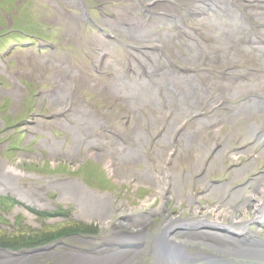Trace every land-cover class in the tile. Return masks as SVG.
Wrapping results in <instances>:
<instances>
[{
    "label": "bare ground",
    "instance_id": "bare-ground-1",
    "mask_svg": "<svg viewBox=\"0 0 264 264\" xmlns=\"http://www.w3.org/2000/svg\"><path fill=\"white\" fill-rule=\"evenodd\" d=\"M131 21L133 22V27L131 29L133 36L136 38H139V40L142 41H151L152 36L147 32L145 25H144V16H131ZM157 29V28H155ZM158 33H155L157 35ZM146 46V43H143L139 46V48H143ZM194 53V50H193ZM111 66H110V65ZM108 64V61L104 62V65L111 71L112 77L107 80L105 84H108L107 90H111L116 95L124 98L129 104L136 108H145V103H150L157 107V111L155 115L149 114V118L152 121L153 124H156L160 118L164 115V110L160 107L159 101L156 97L157 89L160 86H164L165 88L173 86V84L177 83H183L187 82L185 84L186 89L184 91L185 94L188 96H192L193 93L196 92H207L208 90V84H198L195 82V79L193 76H178L175 74H167L168 76H171V81L167 82L165 80V76L159 74L161 71H163V66L160 62L156 61L154 65L152 66V73L149 77H142L138 74H126L123 71V68L121 66L116 65L113 62H110ZM103 65V66H104ZM66 70L68 69H75L71 65H65L64 67ZM128 76L131 77V79H128ZM244 88H251L250 85H245L243 87L234 88V87H228V92H234L238 89H244ZM261 105V102L257 100H252L251 102H244L240 103L238 106L235 107L234 111L231 113V116L225 121V123H228L229 126L232 128H236L230 117H237L246 115L248 117H251L253 114L257 112ZM185 113V111L182 110L181 106L177 105V108L172 115L167 129L162 134L161 138L157 140L156 145L154 147V151L157 154H162L164 151L166 152L171 147V133H172V125L177 123L180 119V117ZM141 115L139 116V121H141ZM92 124L97 127L100 125L99 119L97 117H92ZM145 123H141V126H135L134 127V138L130 143H127L126 145L117 143L116 147L113 150L107 151V157H106V164L111 170V172L115 173L117 177L119 178H127V176L124 175V171L122 169H118L117 166L121 165L123 162H120V160L126 159L128 162L133 161H142L146 164V167L144 169H141L139 172L144 174L140 178H147L150 181H153L155 184L162 183L164 185V189L166 192H168L170 187H174L175 191L177 193V199L178 201L185 200L187 204H194V211H197L199 209V205L193 196L191 192H188L187 195H184L182 190V185L180 183L181 175L176 176V172H182V168L180 167L182 162H186L187 166L185 171L187 172V175L185 178H191L193 176L198 177L199 181H202L204 179L202 173H200V168L203 166V160L207 157L210 150L207 148V145L205 141L197 142V136L198 132L206 125H217V117L215 116H209L203 120L198 121L194 126L186 129L182 132L180 135V139L178 141V149L173 156V162L171 164L170 172L167 171L165 168L162 157L159 155L156 158V166L159 171L154 170L151 167V164L149 161L145 160L142 155V140L145 143H148V136L145 133L144 125ZM228 129V128H227ZM229 130V131H230ZM216 135H220L218 132H220L219 129H214ZM93 132H88V140L89 142L93 139L95 135L92 134ZM225 144L223 148H227L228 144L231 142V139L236 136L232 134L223 135ZM221 136V137H223ZM121 146V148H120ZM190 148L193 155H187L188 151L186 149ZM249 147L248 149H250ZM52 150H55L59 153L60 149L57 150L56 146L51 148ZM121 149L124 151L122 152ZM68 152L73 153L72 149H68ZM167 155L169 153H166ZM122 157V159H119ZM255 159L253 160L252 164L247 165L246 171L251 169L256 163L257 159H264V149L259 151L255 154ZM257 158V159H256ZM214 159L210 160L207 164V167L213 163ZM240 169V168H239ZM11 172H14L13 174L10 173L12 176L10 177V180H16V182L13 183V189L17 191V193L22 196L26 197L28 199L33 198L35 201H42L39 197H34V195H42L43 191L42 188L29 186L26 187L24 185H19L17 182H19L18 173L19 171L14 168ZM18 172V173H17ZM170 181V183H168ZM172 181L176 182L177 185H173ZM255 185L253 187V190L251 191H243L239 194H221L218 189L215 190H207L209 192V197L211 199H218L219 201L225 200L224 204H227L229 202H233L237 199V206L235 208H229L225 210L226 212H230L231 210L235 209H243L244 211L247 209L254 210V217L253 219H260L262 214H264V174L258 176L255 179ZM50 185L57 186L62 196L65 198L73 200L77 206H78V212L82 217L86 218H96L102 225H108L109 219L111 218L112 214L119 210L118 207L115 206L114 199L111 195H108L106 193H99V192H86L84 190L76 191L78 190V187L80 186L79 181H72V180H59V179H53L49 183ZM4 186H7L6 180L4 179ZM169 186V187H168ZM159 188V194L161 196V199H163V196L165 194L164 190L158 186ZM244 189V188H243ZM204 196V195H202ZM206 198V197H202ZM154 198H151L150 201H153ZM147 204V203H145ZM164 203L163 200H161L160 204L157 205L154 208V212H159L162 210ZM219 212H224L223 210H218ZM128 219L133 220L132 223L137 227L139 226H145L147 224L148 215H144L142 213L137 214H130L125 216ZM230 217L234 220L236 223L237 220L236 217L230 215ZM238 221H242L244 224L249 225L253 224L254 221H252L251 218H247L245 216L239 217ZM212 223L215 225H225L220 220H218L217 215L215 217H209L207 214L203 215L202 217H197L196 215L193 217H186V218H179V219H168L166 217L163 218V220L160 223V228L162 229V232L159 235H147L144 231L137 229H129L126 230L122 228L120 225H113V228H116L115 233L117 235H120L122 233H125L128 238L138 239L142 240V243L144 245L145 249H148V251L152 254H156L157 250L160 251L163 247H158L159 241L162 239H165V237H171L170 239H175V236H177L176 233V226L177 225H193L197 223ZM241 230H246V227H240ZM182 230V235H184L187 230L185 229H177ZM202 235V237H212L213 235H216L215 233L203 230L198 231ZM150 233H153L151 230ZM182 235L179 237L182 239ZM114 238H118L117 236H112V234L106 235V239L102 237V247L99 249H91L89 251H82V250H71L67 252L68 259L63 260L62 258H58L55 256H46V259L54 258L55 263L54 264H130L133 262L134 258L141 259L142 253L138 255V250H126V247H122V251L118 252L117 247L119 244H122L120 242H117ZM164 237V238H163ZM73 239H69V242L73 244H79L82 241V237H72ZM184 241L180 242L183 243ZM112 244V245H107ZM94 244V242L92 243ZM209 250L215 251L217 254H219L221 257H227L229 255H234L236 257H245L250 259H264V246L260 244L259 242L253 243V242H247L243 239H235L234 237L227 236L225 239V244L221 246V248L216 247H207ZM135 253L134 255H132ZM190 256H187V258H184V256L179 255L174 263L172 264H183L186 259H189ZM174 258L173 252L170 250H164L158 254V257L156 258L157 261H155L156 264H167L164 260L170 262ZM37 259L36 256H26L21 255L16 257L13 261L17 264H32L33 261ZM223 259H219V261H223ZM233 264V263H228Z\"/></svg>",
    "mask_w": 264,
    "mask_h": 264
},
{
    "label": "rangeland",
    "instance_id": "rangeland-1",
    "mask_svg": "<svg viewBox=\"0 0 264 264\" xmlns=\"http://www.w3.org/2000/svg\"><path fill=\"white\" fill-rule=\"evenodd\" d=\"M54 20H55V22L53 21V19H51V18L49 19V21L52 24H54L58 29L62 28V27H66L69 30L70 34H72V37L69 40L70 45H76V30L78 28V27H76V22L74 20H71L69 18V16H56V17H54ZM70 20L72 21L73 26L71 25V21ZM91 39H95V38L91 37ZM62 40H64V37H62ZM69 62H70V60H69ZM80 67L82 69H84V71H86L88 73L87 64L86 63H84V65H82ZM96 77L98 79H100L99 76L96 75ZM81 80H83V78ZM12 88H13V86L10 87V89H12ZM4 93H5V91L1 89L0 90V98H2L4 96ZM8 94H9V96L11 98H13V100H16L14 98V96L16 94L12 95V94H10V92H8ZM79 95L81 96V94H79ZM5 100L7 102H3L2 103L0 101V120L3 123H5V128H7V130L11 129L7 139L9 141L10 148H12L13 146L15 147L16 138H17V131H16L17 127L15 125H16V123L19 122V119L21 118V116H17L15 112H9V109L12 106V100H8V99H5ZM18 110L20 112V108H18ZM6 114H10V117L7 116ZM14 155H16V154H14ZM0 156L3 159H9L10 161H13L14 157H15V156H10L9 152H7L6 150H2V149L0 150ZM89 158H91V157H89ZM77 161H79V160H77ZM28 163H31V164L35 165L36 167H40L41 166V163H37L35 161H32V162L30 161ZM67 164L68 163H66L65 165L64 164L56 165V170H54V171L44 170V172H50V174H45L44 176L61 175V174H58L57 172L62 171V172L67 173L68 169H69V172H71V173L74 172L75 173V170L72 169V168H69V166H68V169H67ZM76 164L77 163L75 161V163L73 165L77 166ZM86 165H87L86 172H90L91 173L95 169H97V166H96L94 161L86 160ZM21 166H23V165H21ZM21 168H24V169H27V170L31 171V169L28 167L27 163H26L25 167H21ZM53 173H55V174H53ZM29 174H31V173H29ZM21 179L24 180V181H34L36 183H41L42 182L40 180H36V179H34L32 177H26V176L21 177ZM112 179L115 182V184L117 185V188H114V189H116V192H117L118 196H125L130 191L132 197H137V198L142 197L141 199L147 200L149 198L147 196L149 195L150 192H154L155 193V189L153 188V186L152 185L149 186V185H146V184L140 186V188L137 189V190L136 189H131V188L126 186V187L123 188V191H121V188H122V186H120L121 183L119 181L115 180L114 178H112ZM108 182L113 186V184L110 181H108ZM132 197H131V199H132ZM132 200H137V199H132ZM160 200H161L160 196L158 195V192H156L155 193L154 205L158 204L160 202ZM14 204L15 203L9 201L8 198L0 199V210L4 209L5 211H8V210L13 208ZM179 205H177V203L175 202V198H172L171 201H168V199H167V201L165 203V208L167 210L171 211V212H180V210L183 208V206H179ZM248 210H250V209H248ZM240 212H242V211H240ZM14 214L16 216H19V214H17L13 210L11 212V215H14ZM236 214H239V213H236ZM160 215L161 214L155 215V217L152 220V222L156 221L159 218ZM3 220H4L3 216L0 214V221H3ZM15 220H18V218H15ZM15 220H14V223L13 222H9V224H7V225L5 224V226L0 224V239L7 240V242L10 239H15V238H18L19 240H21V241L15 240L14 242H12V243H15L14 246L19 245V246H22V247H26L27 245L33 244L34 242L38 241L39 240L38 235L43 234V232L60 230V229L64 228V227H61V225L53 226V227H51V226H45V227L30 226L28 223H25L24 219L23 220H19L17 222ZM51 223H54V222H50L48 224H51ZM68 225H72V223H70ZM71 227H74V226H71ZM36 230H39V231L36 232ZM262 231L264 232V229ZM84 234H87V233H84ZM88 234H89V232H88ZM26 235H28V236H26Z\"/></svg>",
    "mask_w": 264,
    "mask_h": 264
}]
</instances>
